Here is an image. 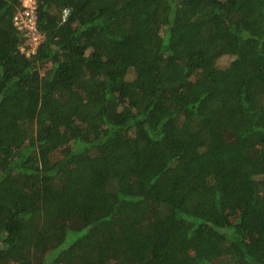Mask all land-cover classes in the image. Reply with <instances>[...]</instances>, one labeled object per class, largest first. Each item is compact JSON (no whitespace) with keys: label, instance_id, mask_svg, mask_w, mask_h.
Here are the masks:
<instances>
[{"label":"trees","instance_id":"1","mask_svg":"<svg viewBox=\"0 0 264 264\" xmlns=\"http://www.w3.org/2000/svg\"><path fill=\"white\" fill-rule=\"evenodd\" d=\"M20 5L0 264H264V0H37L33 52Z\"/></svg>","mask_w":264,"mask_h":264},{"label":"built area","instance_id":"2","mask_svg":"<svg viewBox=\"0 0 264 264\" xmlns=\"http://www.w3.org/2000/svg\"><path fill=\"white\" fill-rule=\"evenodd\" d=\"M36 20L37 0H21V5L13 14V23L26 37L25 42L30 46L27 52H33L43 37L37 28Z\"/></svg>","mask_w":264,"mask_h":264},{"label":"rangeland","instance_id":"3","mask_svg":"<svg viewBox=\"0 0 264 264\" xmlns=\"http://www.w3.org/2000/svg\"><path fill=\"white\" fill-rule=\"evenodd\" d=\"M226 59H228V57L227 56H223L221 60L219 59V61L223 63L224 60H226ZM66 221H68L69 223H74L71 218H67Z\"/></svg>","mask_w":264,"mask_h":264}]
</instances>
